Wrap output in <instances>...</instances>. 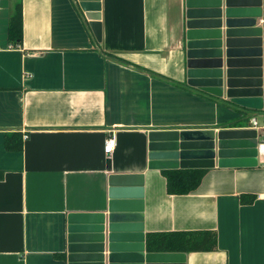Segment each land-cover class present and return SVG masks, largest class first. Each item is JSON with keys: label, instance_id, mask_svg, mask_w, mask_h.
Instances as JSON below:
<instances>
[{"label": "crops", "instance_id": "crops-1", "mask_svg": "<svg viewBox=\"0 0 264 264\" xmlns=\"http://www.w3.org/2000/svg\"><path fill=\"white\" fill-rule=\"evenodd\" d=\"M14 1L0 0V264H66L68 215L104 211L113 173L145 174L146 237L214 233L186 264H264V155L216 163L188 194L149 169L151 130L251 128L254 112L187 86L185 0H101V42L75 0H22L18 44Z\"/></svg>", "mask_w": 264, "mask_h": 264}, {"label": "water", "instance_id": "water-1", "mask_svg": "<svg viewBox=\"0 0 264 264\" xmlns=\"http://www.w3.org/2000/svg\"><path fill=\"white\" fill-rule=\"evenodd\" d=\"M102 41L101 0H75ZM187 86L225 106L264 108L263 0H185ZM160 129L149 169L255 167V128ZM218 158V160H216ZM102 212L67 217L66 264H186L185 252H148L145 174L113 173Z\"/></svg>", "mask_w": 264, "mask_h": 264}, {"label": "trees", "instance_id": "trees-1", "mask_svg": "<svg viewBox=\"0 0 264 264\" xmlns=\"http://www.w3.org/2000/svg\"><path fill=\"white\" fill-rule=\"evenodd\" d=\"M23 35V14L22 0H15L13 3L12 13L10 17L8 36L9 41L18 44L22 41ZM123 63L127 61L111 55ZM179 85V82H176ZM249 123V122H248ZM230 125L247 126L246 122L236 121ZM6 146L8 149L19 150L21 144L19 142L10 143L9 137L6 138ZM207 169H168L161 170L167 180V191L169 194H188L199 187L203 175ZM147 248L151 252H191L200 250L204 247V243L208 242L210 247L216 243V236L212 232H150L147 233Z\"/></svg>", "mask_w": 264, "mask_h": 264}, {"label": "built area", "instance_id": "built-area-1", "mask_svg": "<svg viewBox=\"0 0 264 264\" xmlns=\"http://www.w3.org/2000/svg\"><path fill=\"white\" fill-rule=\"evenodd\" d=\"M262 26L264 27V20L261 21ZM259 115L262 117L259 118ZM250 127L255 128L258 132V153L259 155H264V108L259 113H253L252 116H250ZM28 135L25 134L24 138H27ZM117 145V140L114 135L107 138L104 146V151L106 154H110L114 151L115 147Z\"/></svg>", "mask_w": 264, "mask_h": 264}, {"label": "rangeland", "instance_id": "rangeland-1", "mask_svg": "<svg viewBox=\"0 0 264 264\" xmlns=\"http://www.w3.org/2000/svg\"><path fill=\"white\" fill-rule=\"evenodd\" d=\"M259 118H261V120H263L262 117H261L260 115H259Z\"/></svg>", "mask_w": 264, "mask_h": 264}]
</instances>
